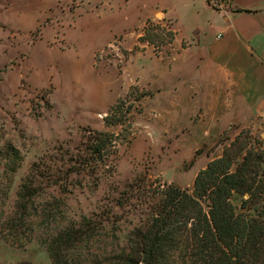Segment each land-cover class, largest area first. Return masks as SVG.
I'll use <instances>...</instances> for the list:
<instances>
[{"label": "rangeland", "instance_id": "obj_1", "mask_svg": "<svg viewBox=\"0 0 264 264\" xmlns=\"http://www.w3.org/2000/svg\"><path fill=\"white\" fill-rule=\"evenodd\" d=\"M191 5L204 23L225 20L196 0H0V264H111L112 234L123 242L131 222L130 208L116 204L127 181L145 174L191 190L196 173L220 155L219 139L227 144L245 128L258 136L253 126H225L226 94L211 98L212 85L198 72L175 78V89L165 80L173 50L161 41L173 26L178 36L194 38L185 14ZM159 7L173 13V25ZM145 26L154 45L138 40ZM129 92L146 95L129 135L107 160L112 174L95 187L92 175L80 174L69 192L41 188L22 210L16 190L31 162L79 143L89 129L120 131L103 118ZM230 199L239 210L241 196ZM101 211L111 212L102 216L110 223L94 224L93 238L54 244L80 216Z\"/></svg>", "mask_w": 264, "mask_h": 264}, {"label": "trees", "instance_id": "obj_2", "mask_svg": "<svg viewBox=\"0 0 264 264\" xmlns=\"http://www.w3.org/2000/svg\"><path fill=\"white\" fill-rule=\"evenodd\" d=\"M205 1L221 10L219 2ZM165 35L162 44L171 43L174 32L167 30ZM138 40L154 45L146 26ZM144 95L129 92L108 109L105 125L119 126L120 131L89 129L79 143L59 145L32 161L17 185L18 206L25 210L44 187L69 192L80 185V174L92 175L94 187L103 174H112L114 166L107 160L114 159L118 143L129 135L132 113L141 111L136 105ZM221 140L217 142L222 145L220 155L196 173L191 190L145 174L123 185L116 204L130 208L131 222L123 242L117 241L116 230L112 234L116 242L111 264H170L172 258L178 264H264V141L248 128L227 144ZM233 193L241 196L239 210L231 202ZM104 214L112 216L109 211L92 212L94 218L80 216L62 229L54 244L93 238L94 224L104 229L110 223L102 218ZM47 250L55 263L53 244Z\"/></svg>", "mask_w": 264, "mask_h": 264}, {"label": "crops", "instance_id": "obj_3", "mask_svg": "<svg viewBox=\"0 0 264 264\" xmlns=\"http://www.w3.org/2000/svg\"><path fill=\"white\" fill-rule=\"evenodd\" d=\"M196 1L203 10H210L216 17L224 15L225 20L204 23L198 18L195 5L190 10L185 8L194 38L178 36L173 26V53L167 58L165 80L175 89V78H193L198 72L205 77V83L212 85L208 90L211 98L216 99L224 90L230 107L225 126H253L264 141V0H227L219 11L205 0ZM157 9L173 25V13L164 7ZM209 30L211 36L207 35ZM195 89L199 87L194 86Z\"/></svg>", "mask_w": 264, "mask_h": 264}]
</instances>
